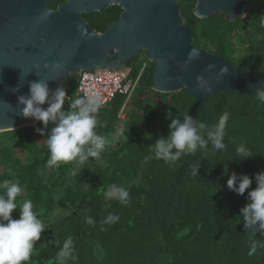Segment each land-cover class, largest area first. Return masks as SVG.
Wrapping results in <instances>:
<instances>
[{"label": "trees", "instance_id": "16d2710c", "mask_svg": "<svg viewBox=\"0 0 264 264\" xmlns=\"http://www.w3.org/2000/svg\"><path fill=\"white\" fill-rule=\"evenodd\" d=\"M65 1L49 0V6L57 9ZM246 1L250 13L235 22L224 14L209 19L196 17L197 0L182 2L181 11L185 25L194 33L195 47L208 50L207 40L238 71L249 66L264 72V28L259 27L264 0ZM122 13V7L112 6L82 18L102 33ZM245 32L249 37L247 53L238 64L228 59L231 40L234 34ZM146 63L133 95L138 113L122 121L120 113L128 97L118 95L97 115L99 135L115 140V134L123 129L127 140L116 148L106 145L101 156L89 158L74 179L68 163L48 169L49 153L36 143L37 129L48 135L51 123L48 129L41 122L36 127L0 133V166L5 170L0 173V184L9 180L21 186L25 196H18V203L30 199L40 219L60 208L89 203L86 216L71 211L51 224L26 264H56L55 256L69 236L74 242L75 259L67 264H264V248L258 247L253 256L248 255L251 239L240 217V209L248 203L247 192L241 196L227 187L232 172L253 179L248 191L257 187L255 174L264 171V104L246 92L210 95L207 115L201 122L216 123L225 111L230 113L226 148L209 155L183 156L174 163L156 160L149 147L169 135V112L176 117L187 111L196 120L203 114L197 98L187 90L173 94L154 91V64L145 56H138L129 66L130 77L137 79ZM79 79L80 75L65 80L62 87L67 94L76 93ZM148 92L162 101L150 98ZM68 105L65 101L64 110ZM241 144L251 158L239 160L236 149ZM18 149L24 151L25 159L16 155ZM197 161L199 173L192 177L189 166ZM112 184L129 191L126 205L105 197ZM110 213L118 215L119 221L102 223ZM12 217L19 219V209ZM89 218L92 224L87 222ZM254 239L264 242V235Z\"/></svg>", "mask_w": 264, "mask_h": 264}, {"label": "water", "instance_id": "95a60500", "mask_svg": "<svg viewBox=\"0 0 264 264\" xmlns=\"http://www.w3.org/2000/svg\"><path fill=\"white\" fill-rule=\"evenodd\" d=\"M184 1L66 0L52 9L49 0H0V133L41 123L19 115L18 97L29 94L31 82L46 81L51 96L66 79L84 72L130 74L127 62L142 52L155 63L153 90L192 93L203 114L199 121L207 115L210 95L254 86V79L238 73L226 59L194 46V33L181 11ZM197 1L195 15L200 19L224 14L235 22L251 11L246 0ZM112 6L122 7L123 13L105 32L92 29L82 18ZM193 49L199 58L185 67ZM209 65L215 67L209 70ZM224 66L229 71L221 76ZM197 77H203L211 91H200Z\"/></svg>", "mask_w": 264, "mask_h": 264}, {"label": "clouds", "instance_id": "9594fccd", "mask_svg": "<svg viewBox=\"0 0 264 264\" xmlns=\"http://www.w3.org/2000/svg\"><path fill=\"white\" fill-rule=\"evenodd\" d=\"M50 13H45L49 15ZM259 27L264 28V16L259 18ZM200 53L193 49L188 56V62L199 58ZM57 67H60L57 65ZM209 65V70L214 68ZM229 71L227 66L220 69L223 76ZM200 91H211L206 85L203 77H197ZM258 83L264 84V81ZM48 83L44 80L31 82L29 94L18 97L20 106L19 115L25 119H34L48 129L51 123L50 134L43 141L49 153L46 161L48 169L58 168L61 163L76 162V165H83L89 158H99L106 145L111 143L105 136L96 132L98 126L97 115L102 107V100L95 94H84L75 99L70 98L67 110H64L67 96L66 89L59 87L51 96L49 95ZM255 101L264 104V88L256 89ZM47 104V108L43 106ZM182 116V119H181ZM230 113L225 111L216 123L201 122L193 119L187 111L179 116L173 117L168 114L169 135L161 136L155 144L149 147L156 160H163L166 163L179 161L183 156H201L205 153L214 154L226 148L224 139ZM43 136L44 130L37 129ZM123 134V129L115 135ZM211 145V147H210ZM239 160L251 158L250 151L241 144L236 149ZM199 161L189 166L192 177L199 173ZM75 175V171H73ZM257 187L248 191L253 179L248 175H237L232 172L227 180V187L232 192L243 196L247 192L248 203L240 209L243 218L245 232L251 239V246L248 252L253 256L258 247L264 248V242L254 239L258 234L264 235V171L255 174ZM0 187V264H26L30 261L35 245L41 240V234L46 230L42 220L35 212L33 202L28 199L18 203L17 197L21 195L22 188L18 183L4 180ZM106 198L119 201L126 205L129 202V191L122 186L112 184L104 193ZM19 209V219H13L12 213ZM120 217L110 213L102 221L104 224H114ZM93 223L91 218L87 221ZM74 242L71 236L64 240V243L55 256L56 264H67L70 259H75Z\"/></svg>", "mask_w": 264, "mask_h": 264}, {"label": "rangeland", "instance_id": "374dc122", "mask_svg": "<svg viewBox=\"0 0 264 264\" xmlns=\"http://www.w3.org/2000/svg\"><path fill=\"white\" fill-rule=\"evenodd\" d=\"M249 31H251V30H249ZM248 38L249 37H248L247 32L238 33V34L233 35V38L231 40V45H230L231 46L230 49L232 50V52H230L228 54L229 60L236 62L238 64H240L242 62V60L244 59V57L246 56V53H247L246 49L248 47V43H247ZM205 42L209 45L208 51H210V52H216L217 51L216 47L214 45H212L209 41L205 40ZM148 96L152 99L162 101L161 98L158 99L151 92H148ZM65 110H67V109H65ZM136 113H138L137 103L135 101V96H132V98L129 99V101H127V103H125V106H124V108L120 114H122L123 118L126 119L128 115H130V114L133 115ZM46 138H47V135L41 136L40 134H38V135H36L35 140H36V143L41 148H46V146L43 144V141ZM108 140L111 141V143H109V145H111L113 148H116V147L120 146L122 141H125L127 139H126V137L123 136V134H121L118 137L116 136L115 140L112 137H109ZM16 155L21 159H25V153L21 149H18L16 151ZM68 164L70 166V177H71V179H74L76 177V175L78 174V172L84 167L85 163L83 165L77 166L76 162L73 161V162H68ZM73 171H75V175L73 174ZM4 172H5L4 168L0 166V173H4ZM21 194H23V196H25V193L23 190H22ZM71 211H77L82 216H86L89 212V203L88 202L81 203L72 209L60 208V209L56 210L53 214H50L48 217L42 218L41 220L45 226V229L47 230L51 226V224H53L56 220H58V218H60L63 215H67ZM37 245H38V242L36 243V246ZM38 247L40 248L41 246H38Z\"/></svg>", "mask_w": 264, "mask_h": 264}, {"label": "built area", "instance_id": "2783aa9c", "mask_svg": "<svg viewBox=\"0 0 264 264\" xmlns=\"http://www.w3.org/2000/svg\"><path fill=\"white\" fill-rule=\"evenodd\" d=\"M146 68L147 63L144 65L137 79L131 78L130 74H125L116 70H106L98 73H81L76 93L72 95L67 94L65 101L70 103L71 97L75 99L84 94H95L98 95L103 102L101 109L106 108L118 95L127 96L129 101L136 92L142 74ZM120 118L122 121L126 120L123 118L122 114Z\"/></svg>", "mask_w": 264, "mask_h": 264}, {"label": "flooded vegetation", "instance_id": "af4514ba", "mask_svg": "<svg viewBox=\"0 0 264 264\" xmlns=\"http://www.w3.org/2000/svg\"><path fill=\"white\" fill-rule=\"evenodd\" d=\"M193 41H194V35H193ZM198 49H199V48H198ZM201 50H204V49H201ZM204 51L209 52V53H211V54H213V55L221 56V57H223L224 59H226L223 55L218 54L217 51H216V52H210V51H208V50H204ZM140 55H143V56H145V58H147V56H146V54H145L144 52L140 53ZM140 55H139V56H140ZM136 58H138V56H137ZM136 58L133 59V60H131V61H128V62H127L128 67H129L130 65H132V64L135 63ZM147 59H148V58H147ZM226 60H227V59H226ZM148 61H149V60H148ZM227 61H228V60H227ZM149 62H150L151 64H154V65H155L154 62H152V61H149ZM228 62H229V61H228ZM229 63H230V62H229ZM148 67H151V66H148ZM129 68H130V67H129ZM234 68H235V67H234ZM235 69H236V68H235ZM236 71H237L238 73L242 74L243 76H246V77H248V78H251V79H254V80H255L254 83H253L254 86L249 87V88H247V89H241V90L239 91V93H241V92H246V93H248V94H250V95H254V96H256V89H257V88H264V84H260V83H258L259 81H264V72H258V71H255V70L251 69L249 66L244 67L243 71H241V70L238 71V69H236Z\"/></svg>", "mask_w": 264, "mask_h": 264}]
</instances>
